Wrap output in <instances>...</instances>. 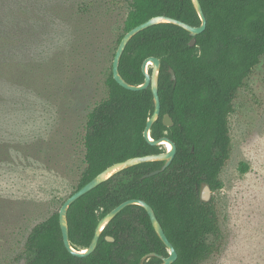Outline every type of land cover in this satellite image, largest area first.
Returning <instances> with one entry per match:
<instances>
[{"label":"trees","instance_id":"obj_1","mask_svg":"<svg viewBox=\"0 0 264 264\" xmlns=\"http://www.w3.org/2000/svg\"><path fill=\"white\" fill-rule=\"evenodd\" d=\"M200 2L207 26L196 35V45H189L192 36L186 29L159 23L133 36L119 63L122 77L140 84L145 80L144 60L150 56L161 60V111L151 136L166 135L176 144L172 162L150 176L145 175L160 169L163 161L131 166L75 200L68 209L69 238L74 247L89 246L99 220L123 201L137 198L152 206L175 247L178 258L172 264H201L218 251L221 226L214 196L209 202L201 201L199 187L203 181L213 191L223 186L220 176L230 157L233 101L264 57V0ZM156 15L201 24L192 0H132L118 42L127 31ZM170 68L176 80H172ZM107 85V98L88 115L86 166L76 190L116 162L165 150L144 137L155 108L151 87L127 89L115 80L113 72ZM166 113L174 121L172 126L163 123ZM107 235L115 240L109 241ZM150 252L169 254L146 209L134 204L110 221L87 256L73 255L65 246L59 210L32 227L23 254L26 264H140L142 256ZM160 263L161 259L153 256L144 264Z\"/></svg>","mask_w":264,"mask_h":264},{"label":"rangeland","instance_id":"obj_2","mask_svg":"<svg viewBox=\"0 0 264 264\" xmlns=\"http://www.w3.org/2000/svg\"><path fill=\"white\" fill-rule=\"evenodd\" d=\"M131 1L0 0V264H26L32 227L76 190ZM233 106L219 248L201 264H264V57Z\"/></svg>","mask_w":264,"mask_h":264},{"label":"water","instance_id":"obj_3","mask_svg":"<svg viewBox=\"0 0 264 264\" xmlns=\"http://www.w3.org/2000/svg\"><path fill=\"white\" fill-rule=\"evenodd\" d=\"M193 5L201 19V24L198 26L190 25L183 20L168 16V15H156L148 20L144 21L143 23L135 26L134 28L130 29L127 31L118 47L114 56L113 64H112V72H113V77L115 80L123 87L131 90H141L145 89L148 87H151L152 93H153V100L155 104L154 112L153 114L148 118L145 130H144V137L150 142L152 145H164V142L170 143L171 148L170 149H165L163 152L160 153H152V154H146V155H141V156H135L128 158L123 161L116 162L112 164L111 166L107 167L103 171H101L99 174H97L93 179H91L88 183H86L84 186L81 188L75 190L71 195H69L63 204L61 205L59 209V221L62 229V234H63V240L65 243V246L67 249L76 256L79 257H84L89 254H91L97 244L98 240L100 238L101 233L105 229V227L110 223V221L126 206L128 205H140L146 209L148 212L152 224L160 237V239L163 241L165 246L167 247L168 250V255L164 256L162 254H158L155 252H150L146 255H144L140 261V264H144L146 260L149 258L156 256L161 259L160 264H172L173 262L176 261L178 258V253L171 243V241L168 239L160 221L158 220L154 209L150 204H148L145 200L142 199H137V198H132L128 199L122 203H120L118 206L113 208L111 211H109L107 214H105L98 222L96 229H95V234L93 236V239L90 243L89 246L83 247V248H76L73 246L72 242L70 241L69 238V225H68V209L70 205L77 200L79 197L90 191L91 189L95 188L102 182L108 180L115 174L121 172L122 170L129 168L131 166L144 163V162H150V161H163V165L160 169H157L155 171H152L151 173L146 174L145 176H150L154 175L161 170H164L169 164L172 162L175 154H176V144L168 137V136H162L158 139H154L151 136V129L154 124V122L159 118L160 116V109H161V104H160V96H159V73L161 69V60L158 57L155 56H150L146 58L143 62L142 65V70L145 75V80L143 83L140 84H131L128 81H126L122 75L120 74L119 71V63L121 56L129 43V41L135 36L138 32L142 31L145 28H148L152 25L159 24V23H173L176 24L187 31H189L190 35L192 38L189 41L190 46H194L197 43V38L196 35L202 33L207 26V19L205 16V13L203 11L202 5L200 0H192ZM152 64V71L149 72V65ZM169 72L171 73V78L172 80H176V73L173 68L169 69ZM163 123L165 126L169 127L174 124V121L170 114L166 113L163 115ZM199 198L203 202H209L212 198V188L209 183L207 182H201L200 187H199ZM106 239L109 241H114L115 238L111 236H106Z\"/></svg>","mask_w":264,"mask_h":264},{"label":"bare ground","instance_id":"obj_4","mask_svg":"<svg viewBox=\"0 0 264 264\" xmlns=\"http://www.w3.org/2000/svg\"><path fill=\"white\" fill-rule=\"evenodd\" d=\"M163 144H164V146L166 147V149H170V148H171L170 143L164 142Z\"/></svg>","mask_w":264,"mask_h":264},{"label":"flooded vegetation","instance_id":"obj_5","mask_svg":"<svg viewBox=\"0 0 264 264\" xmlns=\"http://www.w3.org/2000/svg\"><path fill=\"white\" fill-rule=\"evenodd\" d=\"M121 187H122V186H121ZM214 193H215V191L212 190V198H213V196H214ZM212 198H211V200H212ZM211 200H210V201H211ZM125 201H126V200H125ZM123 202H124V201H123ZM147 254H148V253H147ZM145 255H146V254H145ZM143 256H144V255H143ZM143 256H142V257H143ZM141 259H142V258H141ZM140 261H141V260H140Z\"/></svg>","mask_w":264,"mask_h":264}]
</instances>
